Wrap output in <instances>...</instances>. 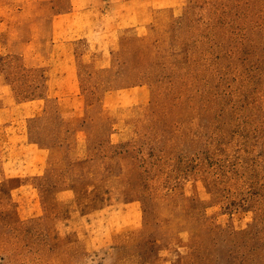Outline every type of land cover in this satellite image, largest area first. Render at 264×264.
<instances>
[{"label": "rangeland", "instance_id": "1", "mask_svg": "<svg viewBox=\"0 0 264 264\" xmlns=\"http://www.w3.org/2000/svg\"><path fill=\"white\" fill-rule=\"evenodd\" d=\"M162 1L0 0V264H264V0Z\"/></svg>", "mask_w": 264, "mask_h": 264}, {"label": "crops", "instance_id": "2", "mask_svg": "<svg viewBox=\"0 0 264 264\" xmlns=\"http://www.w3.org/2000/svg\"><path fill=\"white\" fill-rule=\"evenodd\" d=\"M171 1V0H170ZM162 0H161V2H160V0H155V4L156 5H152V10H151V12H153V11H158V10H163V11H166L167 9L168 10H170V11H172L173 9H175V7H173V5L175 4V3H172V2H170L169 4L167 3V4H163V5H160V4H162ZM158 3H159V5H158ZM140 10V9H139ZM148 10V9H147Z\"/></svg>", "mask_w": 264, "mask_h": 264}]
</instances>
